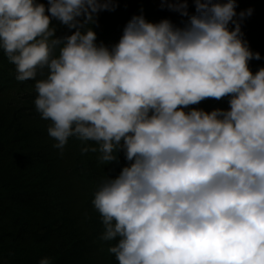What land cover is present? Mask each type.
Masks as SVG:
<instances>
[{"label": "clouds", "instance_id": "obj_1", "mask_svg": "<svg viewBox=\"0 0 264 264\" xmlns=\"http://www.w3.org/2000/svg\"><path fill=\"white\" fill-rule=\"evenodd\" d=\"M160 2L183 28L133 16L109 48L89 25L115 0H0V53L35 81L53 147L94 142L81 152L101 164L124 153L92 200L118 264H264V68L249 70L261 57L239 23L252 9L234 20L237 0H192V15L188 0ZM53 19L72 34L55 37ZM225 97L226 111L183 110Z\"/></svg>", "mask_w": 264, "mask_h": 264}, {"label": "trees", "instance_id": "obj_2", "mask_svg": "<svg viewBox=\"0 0 264 264\" xmlns=\"http://www.w3.org/2000/svg\"><path fill=\"white\" fill-rule=\"evenodd\" d=\"M145 1L148 10H142ZM38 2L48 7L47 0ZM248 9L251 15L239 23L241 39L261 57L248 62L255 74L264 68V0H237L234 20ZM169 13L160 0H115V10L98 12L96 24L89 27L97 45L111 48L133 16L156 24L169 21ZM50 26L55 37L72 34L55 19ZM228 27L234 30L235 24ZM34 83L17 81L14 65L0 53V264H39L43 258L51 264H118L108 252L116 241L101 239L104 229L92 200L102 181L116 178L129 162L121 151L116 162L101 164L98 152H81L97 145L75 137L68 139L62 153L53 147L49 122L34 106ZM192 109L226 111L228 98L206 99L183 110Z\"/></svg>", "mask_w": 264, "mask_h": 264}, {"label": "rangeland", "instance_id": "obj_3", "mask_svg": "<svg viewBox=\"0 0 264 264\" xmlns=\"http://www.w3.org/2000/svg\"><path fill=\"white\" fill-rule=\"evenodd\" d=\"M142 10H148L150 7L149 2H141ZM195 9L194 4L192 3V0H188V7L187 11L189 15L192 14L193 10ZM168 19L172 23L174 27L177 28H183L187 22V17H182L178 12H174L170 10V13L168 14Z\"/></svg>", "mask_w": 264, "mask_h": 264}]
</instances>
